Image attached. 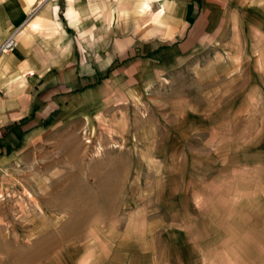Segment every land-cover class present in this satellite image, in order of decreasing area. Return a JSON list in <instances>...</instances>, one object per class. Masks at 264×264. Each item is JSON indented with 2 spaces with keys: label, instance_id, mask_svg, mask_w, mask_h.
Instances as JSON below:
<instances>
[{
  "label": "rangeland",
  "instance_id": "1",
  "mask_svg": "<svg viewBox=\"0 0 264 264\" xmlns=\"http://www.w3.org/2000/svg\"><path fill=\"white\" fill-rule=\"evenodd\" d=\"M244 37L0 169V264H264V26Z\"/></svg>",
  "mask_w": 264,
  "mask_h": 264
},
{
  "label": "crops",
  "instance_id": "2",
  "mask_svg": "<svg viewBox=\"0 0 264 264\" xmlns=\"http://www.w3.org/2000/svg\"><path fill=\"white\" fill-rule=\"evenodd\" d=\"M262 26L264 0H0V169L58 125L111 120L142 82Z\"/></svg>",
  "mask_w": 264,
  "mask_h": 264
},
{
  "label": "built area",
  "instance_id": "3",
  "mask_svg": "<svg viewBox=\"0 0 264 264\" xmlns=\"http://www.w3.org/2000/svg\"><path fill=\"white\" fill-rule=\"evenodd\" d=\"M164 0H153V2H162ZM37 9V8H36ZM36 9H34V11L32 13H35ZM17 34L13 33L4 43V45L2 46L3 51H10L13 50L15 48V46L17 45Z\"/></svg>",
  "mask_w": 264,
  "mask_h": 264
}]
</instances>
